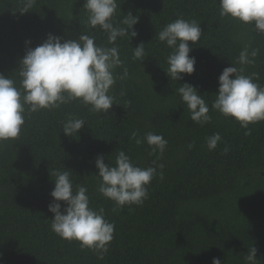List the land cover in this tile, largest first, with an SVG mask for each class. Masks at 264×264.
<instances>
[{
  "label": "trees",
  "instance_id": "trees-1",
  "mask_svg": "<svg viewBox=\"0 0 264 264\" xmlns=\"http://www.w3.org/2000/svg\"><path fill=\"white\" fill-rule=\"evenodd\" d=\"M0 264H264V0H0Z\"/></svg>",
  "mask_w": 264,
  "mask_h": 264
}]
</instances>
